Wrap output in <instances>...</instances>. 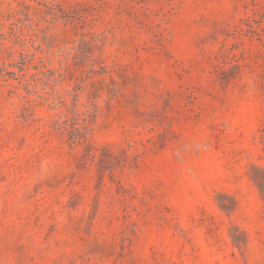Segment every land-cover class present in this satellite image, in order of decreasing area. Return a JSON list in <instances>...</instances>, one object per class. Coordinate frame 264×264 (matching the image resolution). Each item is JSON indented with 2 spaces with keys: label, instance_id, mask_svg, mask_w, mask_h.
<instances>
[{
  "label": "rangeland",
  "instance_id": "374dc122",
  "mask_svg": "<svg viewBox=\"0 0 264 264\" xmlns=\"http://www.w3.org/2000/svg\"><path fill=\"white\" fill-rule=\"evenodd\" d=\"M0 264H264V0H0Z\"/></svg>",
  "mask_w": 264,
  "mask_h": 264
}]
</instances>
